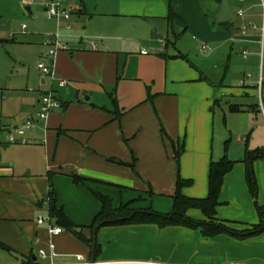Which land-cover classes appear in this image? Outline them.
<instances>
[{"label": "crops", "instance_id": "crops-1", "mask_svg": "<svg viewBox=\"0 0 264 264\" xmlns=\"http://www.w3.org/2000/svg\"><path fill=\"white\" fill-rule=\"evenodd\" d=\"M50 1L55 0H20L21 6L35 5L29 14L33 28L7 39L14 63L34 54L51 67L55 80L36 68L39 74L28 73L25 83L35 88L31 82L37 79L38 90L26 86L0 97V264L6 259L8 264H64L78 256L90 262L89 247L50 218L45 201L50 191L68 220L90 239L89 227L101 206L88 187L109 198L123 193L119 201L111 198L114 208L131 203L137 211L169 214L177 177L192 181L181 190L184 196L205 198L209 166L224 157L235 164L222 184L217 218L245 231L259 224L257 205L264 221V160L252 163L256 200L249 194L243 163L248 153L264 150V55L259 60L256 47L261 43L264 48V0H229L232 20L226 23L214 18L220 0H64L67 22L41 12ZM8 7V0H0V16ZM247 24L256 29L243 35ZM56 35L64 49L50 56L52 47L45 42ZM186 35L200 42L201 53L209 52L197 65L180 47ZM234 47L241 48L240 54L250 50L257 59L260 89L253 77L246 81L244 74L237 76L231 62ZM215 61L224 65L221 72L215 65L211 70ZM236 76L237 86H229ZM57 80L67 85L60 88ZM46 91L54 93L60 108L45 124L13 133L12 128L35 116L40 93ZM113 91L118 120L109 97ZM216 109L225 129L236 135V146L225 142L219 160L213 159ZM22 112L25 119L15 121L14 114ZM258 117L262 137H253ZM242 135L244 144L238 145ZM179 148L177 168L173 153ZM73 174L93 182L75 185ZM187 214L205 219L196 210ZM38 219L45 222L39 225ZM50 225L62 232L49 235ZM96 235L97 264H179L178 256L199 264H264V232L246 239L220 234L201 241L198 250L184 241H199L200 233L181 227L105 226Z\"/></svg>", "mask_w": 264, "mask_h": 264}, {"label": "trees", "instance_id": "trees-1", "mask_svg": "<svg viewBox=\"0 0 264 264\" xmlns=\"http://www.w3.org/2000/svg\"><path fill=\"white\" fill-rule=\"evenodd\" d=\"M173 17L174 15L170 12L169 19L172 20ZM109 97L115 108V112H113L115 116L114 120H118L119 117H121V114L118 111L114 91L109 94ZM152 99L153 96L148 91L147 101L150 102ZM161 132L163 134V129ZM167 139L169 142H172L170 138ZM182 152L183 148H179L178 150H174L173 153V159L177 168L179 167V159ZM255 160H264V150L248 153L243 161L245 164L246 185L253 200H256L257 198V184L252 171V163ZM234 164V162L229 161L225 157L217 162H211L208 174V194L202 199L184 196L181 193V190L185 187H189L192 184V181L183 180L178 176L176 179V191L172 196L173 210L169 214L157 213L151 209L137 211L131 207V203L121 204L119 207L114 208L109 197L95 192L88 187L89 191L94 195L101 206L99 213L94 217L89 229L93 232L95 227H98V231L101 227L105 226L155 225L160 229L167 227H181L199 231L200 235L204 239H210L220 234H226L238 239H246L257 236L264 232L262 209L257 205L256 209L259 215V224L252 226L250 229L245 231L240 232L230 228L227 226L226 221L219 220L216 216V208L219 205L218 198L221 192L222 184L226 175H228V173L232 170ZM71 179L75 185H86V183L93 182L76 174L71 175ZM149 193H151V191ZM48 197L49 202L47 203V206L50 218L54 219L58 226L63 227L66 231L70 232L74 237L87 245L91 251L93 237L86 239L82 232L83 229L74 226L68 220L62 209L58 207L57 199L52 191H50ZM191 210L199 211L205 219L203 221H199L189 217L187 213ZM98 254L99 248L95 241L94 259H96Z\"/></svg>", "mask_w": 264, "mask_h": 264}, {"label": "rangeland", "instance_id": "rangeland-1", "mask_svg": "<svg viewBox=\"0 0 264 264\" xmlns=\"http://www.w3.org/2000/svg\"><path fill=\"white\" fill-rule=\"evenodd\" d=\"M9 2V7L7 11H4V14L0 16V97L3 93L7 94V92L10 94L12 91H25L26 90V83H25V78H27L28 73H30L31 75H38L39 72L37 71V64L39 63H43L40 62L39 59L37 57H35L34 54H32V57H35V59H33L32 57H24L23 58V62H13L11 60V55H13V50H11L10 47V42H8V38H12L14 37H20L23 34H28L31 29L33 28V24L31 23L33 21V17H31L29 15V13L25 10L26 7H28L30 9V11L33 13L34 9H35V5L31 4V6H25V5H20V0H8ZM233 8V12L234 7ZM41 12L45 15V13L42 11ZM235 15V12H234ZM260 22V19H259ZM262 25V15H261V24ZM23 26L25 27V29L23 28ZM262 37L261 35L259 36V40H261ZM48 40V39H47ZM46 40V41H47ZM180 47L182 48V50L184 51V53L188 52V58L191 59V63H194L197 65V61L201 60L203 61V58L205 56L209 55V52L206 54H203L199 51L198 47L200 46V42L199 41H193L191 40L188 35L184 36L183 39L181 40V42L179 43ZM39 45H36L35 47H33L31 50L32 52H35L39 47ZM257 47V51H258V58L260 60V55L263 57L264 55V48L263 45H261V43L259 44V46ZM233 54H232V65L237 69V76L238 75H242L244 74L245 76V80H250V78H247V75L250 74L251 77H253V81L257 82L258 79V74H259V68H258V61L257 59L253 58L252 55L250 54V50H248L249 52V56L247 59H243L240 51L241 48L240 47H234L233 48ZM261 57V58H262ZM20 63V64H18ZM226 63V62H225ZM211 70L214 69V65L217 67V72H221L224 69V65L222 64V62H212L211 64ZM36 71V73H35ZM215 71V70H214ZM237 76L235 77L234 81L229 82V79L226 80V82H229V86L231 87H236L238 80H237ZM31 83H33V85H37V87L35 88H29V87H34L32 85L27 86V90H38L39 88V82L37 79L33 80ZM228 84V83H227ZM257 85V83H256ZM217 86H219V82L217 84ZM50 91H46L40 94H44V93H48ZM7 96V95H6ZM40 99V97H39ZM1 100V99H0ZM264 102V100H262V103ZM223 103V101H222ZM25 113V112H24ZM23 112L22 113H16L14 114V119L15 121H21L23 119H25V115ZM216 123H215V132H214V146H213V159H217L219 160V155L220 152H223L224 149V144L225 142L228 141V145H230L229 147H233L236 146V135L235 132H231V131H227V129H225V123L222 120V116H221V112L220 110L216 109ZM246 118V117H244ZM240 119H243V117H240ZM252 123V122H251ZM241 125V129L242 127V123H240ZM257 126H255L254 129V135L253 137H255V135H259L262 137V130L260 127L263 126V124L261 123V119L258 117V121H257ZM26 132V131H24ZM24 137V136H23ZM242 137V141L238 143V145H243L244 141H243V137H245V135L241 136ZM0 141L3 142V139L0 138ZM230 153H231V149H230ZM150 192V190H149ZM112 194V193H111ZM124 198V194H118L116 196H114V194H112L113 199H116L115 201H119V199ZM110 198V199H111ZM120 199V200H121ZM147 199L148 198H145ZM112 201V200H111ZM155 212V211H154ZM157 213H161V212H157ZM199 232V231H197ZM200 239L199 241H195L193 239H185V244L190 246L191 249H196L198 250L199 248V243L202 241H209V239H204L202 238L201 235H199ZM95 239L97 240V235L95 236ZM188 258L190 256H187ZM192 257V256H191ZM190 257V258H191ZM189 258V259H190ZM177 259L174 258V260ZM178 259L181 260L178 263L179 264H199L197 260H186L184 261L183 259L179 258ZM178 261V260H176ZM5 264H8V259L4 260ZM10 263V262H9Z\"/></svg>", "mask_w": 264, "mask_h": 264}, {"label": "built area", "instance_id": "built-area-1", "mask_svg": "<svg viewBox=\"0 0 264 264\" xmlns=\"http://www.w3.org/2000/svg\"><path fill=\"white\" fill-rule=\"evenodd\" d=\"M63 1L64 0H55V1H50V2L46 3V5H45V16L48 19H54L56 21L64 20L67 22L70 19V13L67 10L63 9V7H62ZM23 4L26 5L25 2ZM262 5L264 8L263 3H262ZM238 17L243 20L244 16H243V11L241 9L238 10ZM69 27L70 26L68 25V28ZM23 28H25V27L23 26ZM247 29H253L254 30L256 28L254 26H252L251 24H247V25L243 26L242 27V34L243 35L246 34ZM45 44L52 47V49L49 51L50 56H54L59 50L64 49V46L59 42L57 35L53 39H48L45 42ZM207 49H208V47L206 45H203L201 48L202 52H205ZM142 54H146V52L143 51ZM241 56L243 59H247L249 56L248 51L245 49L242 50ZM37 68L43 76H49L53 80H55L54 79V73H53L51 67H49L48 65H46L45 63H39V64H37ZM247 78H250V75H247ZM262 83H263V78H262V75L260 72L258 79H257V85H258L259 89L261 88ZM242 84L243 83L241 82V85ZM57 85H58V87L62 88V87H65L67 85V83L63 80H57ZM58 108H60V103L56 99L53 92L41 94L39 102H38V110H37V113L35 114V116L33 118H29V119L25 120L20 126L12 128V132L16 133L18 135H22L25 129L30 128L36 122H40V123L45 124L47 122L50 114ZM8 141L13 142V138L10 137L8 139ZM20 143H23V141H21ZM45 201H46V203H48L49 197H47ZM48 220H49V218H48ZM44 222H45V219H38L37 220V223L39 225L43 224ZM47 231H48L49 235L53 236V235L60 234L62 232V229L60 227H54V226L50 225L48 227ZM52 247L53 246H51V248ZM38 256L40 258L44 259L45 258V252L43 250H39ZM51 264H53V263H51ZM64 264H90V263L86 262L81 256H78L75 262L64 263ZM95 264H97V263H95Z\"/></svg>", "mask_w": 264, "mask_h": 264}, {"label": "water", "instance_id": "water-1", "mask_svg": "<svg viewBox=\"0 0 264 264\" xmlns=\"http://www.w3.org/2000/svg\"><path fill=\"white\" fill-rule=\"evenodd\" d=\"M25 10L30 14V9L28 7H26ZM214 18L217 23H226L232 20V13L230 9L229 0H220L219 10ZM97 229L98 227H95L93 230V242H92L90 262H89L90 264H95L94 251H95V234Z\"/></svg>", "mask_w": 264, "mask_h": 264}]
</instances>
